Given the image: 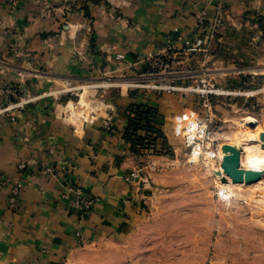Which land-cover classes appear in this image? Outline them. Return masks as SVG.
<instances>
[{"label":"rangeland","instance_id":"374dc122","mask_svg":"<svg viewBox=\"0 0 264 264\" xmlns=\"http://www.w3.org/2000/svg\"><path fill=\"white\" fill-rule=\"evenodd\" d=\"M226 5L225 0H204L195 12L196 20L199 13H206V27L201 32L209 33L206 50L185 55L182 41L177 39L160 54L126 68L120 55L114 70H99L88 63L61 66L65 73L59 74L63 75L61 81L54 79V68L36 63L20 48L13 26L5 29L4 36L10 38L6 50L16 56L9 62L19 81L6 74L12 71L6 64L4 70L0 68L2 78L18 88L19 97L33 98L27 104L66 106L69 101H80L88 91L87 99L95 105L112 103L113 119L126 121L120 130L123 138L132 104H149L160 115L154 125L159 132L140 131L146 139L138 155L129 144L137 157L136 167L143 166V172L149 169V161L156 162L151 185L140 190L133 186L135 192L122 203L132 210L120 222H108V227L90 238L80 229L66 256L56 264H264V61L246 62L215 49V25L223 22ZM53 8L55 11L56 6ZM82 8H65V17ZM114 20H122L118 10ZM194 24L192 33L184 37L199 33ZM82 29L88 32V42L93 35L89 23ZM90 52L94 50L87 49L85 55ZM95 70V75L88 74ZM23 78L41 79L44 84L36 87L33 81L24 96L21 84L27 81ZM246 140L250 142L242 150L241 166L261 170L263 175L256 182L234 183L221 167L222 145ZM193 148L200 155L194 156ZM218 170L228 183L219 179ZM0 264L11 263L0 260Z\"/></svg>","mask_w":264,"mask_h":264},{"label":"crops","instance_id":"0c3cea01","mask_svg":"<svg viewBox=\"0 0 264 264\" xmlns=\"http://www.w3.org/2000/svg\"><path fill=\"white\" fill-rule=\"evenodd\" d=\"M225 1L228 5L221 17L223 22L215 25L218 28L213 40L215 49L246 62L264 61V0ZM75 2L53 0L55 11L41 18L30 2L11 9L8 0H0L3 23L0 24V68L4 70L6 64L12 70L6 74L19 81L9 62L16 56L10 54L12 50H6L10 38L3 33H8L5 31L8 25L18 33L20 48L36 59V63L42 61L43 65L54 68L51 73H57L56 80H63L65 73L61 66L68 64L88 63L99 70H114L119 55L123 56L126 68L160 54L180 37L192 33L195 12L204 0ZM73 5L83 8L65 17V8ZM115 10L122 19L120 22L114 20ZM83 14L86 16L82 17ZM88 23L93 32L89 44L85 38L88 32L82 29ZM87 49L94 52L85 55ZM88 72L95 75L97 70ZM24 80L27 82L21 85L27 96L32 89L29 84L36 79ZM40 84H44L41 79L35 86ZM41 104L34 102L17 108L16 121L9 115L0 117V173L21 184L20 207L16 212L9 208V190L0 187V260L11 264H56L60 257L66 256L80 229L90 238L100 228L108 227V222H120L123 214L132 210L131 205L122 207L128 194L135 192L122 176L137 166V157L130 152L129 143L120 132L126 121L119 122L115 117L112 130L105 129L101 119L84 122L79 131L63 119L62 106ZM29 159L34 163L21 170L19 163ZM48 165L55 167L57 177L45 171ZM70 184L99 196L90 212L71 207L64 197Z\"/></svg>","mask_w":264,"mask_h":264},{"label":"built area","instance_id":"2783aa9c","mask_svg":"<svg viewBox=\"0 0 264 264\" xmlns=\"http://www.w3.org/2000/svg\"><path fill=\"white\" fill-rule=\"evenodd\" d=\"M29 2L36 6V8L38 9V15L41 18H47L51 16L54 11L53 0H8L7 5L9 8L15 9L18 5H22ZM206 21V13L204 11L199 13L197 15L196 20V27L198 28L199 33L195 34L193 37H180L182 45L184 46L185 55L194 54L206 50L207 42L209 39V33H201L206 27ZM120 56L123 57L122 55ZM2 76L3 70L0 69V117L3 115H9L12 121H16L17 118L15 116L14 111L17 108L24 107L27 103L33 101V98L19 97L18 88L15 85L9 83L7 80H3ZM185 89H189V91H196V88L194 87H187ZM209 92L211 91L209 90ZM89 100L90 105L85 108V111L91 113V117L86 122L93 123L101 119L103 127L107 130H112L114 110L113 104H104L102 102H99L95 105L94 100ZM69 103L70 101L67 103L66 106H69ZM207 106L210 107V103H208ZM62 112L64 114L63 119H66V116L69 112L68 108L66 110L64 109ZM200 152V150H196L193 148L192 154L194 156L200 155ZM33 163V159H29L27 161L23 160L19 163V168L21 170H26L27 168L31 167ZM147 167L149 169L146 172H143V166L135 167L124 178V180L127 183L132 184L137 190H140L141 188L147 189L148 185H151V174L152 171L156 169V162L149 161L147 163ZM45 171L48 174L57 177V173L54 166H46ZM0 187L7 188L9 190V208L12 212H16L20 207L21 184L11 181L4 174L0 173ZM64 197L70 201V205L72 208L81 210L85 213L90 212L100 200L99 196L95 194H90L83 187L77 184H70L68 186V189L64 193Z\"/></svg>","mask_w":264,"mask_h":264},{"label":"trees","instance_id":"16d2710c","mask_svg":"<svg viewBox=\"0 0 264 264\" xmlns=\"http://www.w3.org/2000/svg\"><path fill=\"white\" fill-rule=\"evenodd\" d=\"M130 111L129 125L123 132V136L137 154V150L144 147L146 139L141 136L140 131L159 132L154 125L156 121H159L160 115L158 109L149 104H132Z\"/></svg>","mask_w":264,"mask_h":264},{"label":"water","instance_id":"95a60500","mask_svg":"<svg viewBox=\"0 0 264 264\" xmlns=\"http://www.w3.org/2000/svg\"><path fill=\"white\" fill-rule=\"evenodd\" d=\"M264 147V144H263ZM222 150L225 152L221 160V167L225 174L231 178L234 183L240 182H256L262 178L263 171L254 169H245L241 166V153L242 149L230 144L224 143ZM218 175H222V171H216ZM227 177H223L222 181L225 182Z\"/></svg>","mask_w":264,"mask_h":264},{"label":"bare ground","instance_id":"6f19581e","mask_svg":"<svg viewBox=\"0 0 264 264\" xmlns=\"http://www.w3.org/2000/svg\"><path fill=\"white\" fill-rule=\"evenodd\" d=\"M87 92L88 91H85L82 94V99L80 101H70L69 106H66V107L62 106L61 107L62 111L64 109L68 108L69 113L66 116V120H67V122L69 120V124H71L74 127H77L79 131H81L84 122H86L91 117V113L85 111V108L90 105V100L87 99L85 96V95H87ZM248 142H250V141L249 140L248 141L247 140L246 141H240L239 143H235V144L233 143V145H235V146H237L243 150V149H247L246 147L248 145ZM223 153L225 154L224 151H223ZM218 171L220 172L221 170H218ZM218 176H219V179H221V180L223 177H227V176L223 175V173H222V175H218ZM228 182H229V179L227 178V180L225 182H223V184H226Z\"/></svg>","mask_w":264,"mask_h":264}]
</instances>
